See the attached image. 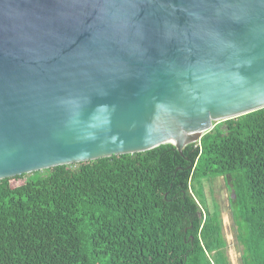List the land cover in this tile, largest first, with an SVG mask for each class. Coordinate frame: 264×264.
<instances>
[{
	"label": "water",
	"instance_id": "water-1",
	"mask_svg": "<svg viewBox=\"0 0 264 264\" xmlns=\"http://www.w3.org/2000/svg\"><path fill=\"white\" fill-rule=\"evenodd\" d=\"M262 108L264 0H0V180Z\"/></svg>",
	"mask_w": 264,
	"mask_h": 264
},
{
	"label": "trees",
	"instance_id": "trees-1",
	"mask_svg": "<svg viewBox=\"0 0 264 264\" xmlns=\"http://www.w3.org/2000/svg\"><path fill=\"white\" fill-rule=\"evenodd\" d=\"M220 124L181 153L165 144L0 180V264H230L203 194L221 177L240 263L264 264V108Z\"/></svg>",
	"mask_w": 264,
	"mask_h": 264
},
{
	"label": "rangeland",
	"instance_id": "rangeland-1",
	"mask_svg": "<svg viewBox=\"0 0 264 264\" xmlns=\"http://www.w3.org/2000/svg\"><path fill=\"white\" fill-rule=\"evenodd\" d=\"M219 128L222 131L225 130V126L220 123ZM31 174H27L26 177ZM45 174L46 172L44 170L38 171L35 174H32L31 179H34L37 176H44ZM203 194L207 209L210 211L217 209L220 212L222 234L226 242L225 254L228 257L230 264H241L240 252L235 240L236 228L231 218V212L229 208L231 192L228 185L225 183V180L222 177L204 181Z\"/></svg>",
	"mask_w": 264,
	"mask_h": 264
}]
</instances>
